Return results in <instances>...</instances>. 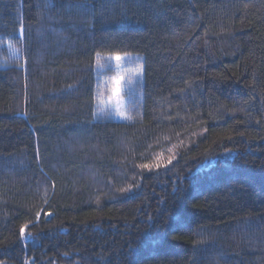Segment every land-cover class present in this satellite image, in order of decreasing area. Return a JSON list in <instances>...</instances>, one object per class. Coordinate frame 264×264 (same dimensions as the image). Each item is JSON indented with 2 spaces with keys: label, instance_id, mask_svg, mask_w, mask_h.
<instances>
[{
  "label": "trees",
  "instance_id": "obj_1",
  "mask_svg": "<svg viewBox=\"0 0 264 264\" xmlns=\"http://www.w3.org/2000/svg\"><path fill=\"white\" fill-rule=\"evenodd\" d=\"M0 264H264V0H0Z\"/></svg>",
  "mask_w": 264,
  "mask_h": 264
},
{
  "label": "rangeland",
  "instance_id": "obj_2",
  "mask_svg": "<svg viewBox=\"0 0 264 264\" xmlns=\"http://www.w3.org/2000/svg\"><path fill=\"white\" fill-rule=\"evenodd\" d=\"M116 54L103 56L96 63L98 86L96 94V116L107 119L127 120L129 118L128 108L132 101H139L141 97V86L143 78V62L141 55L137 53H122L121 61L115 60ZM141 56V57H140ZM139 69V71H137ZM114 77H122L120 83L121 101L120 111L124 115L117 114L113 105L100 102V94L104 97L110 93L111 81ZM100 109L104 111L101 112Z\"/></svg>",
  "mask_w": 264,
  "mask_h": 264
},
{
  "label": "snow or ice",
  "instance_id": "obj_3",
  "mask_svg": "<svg viewBox=\"0 0 264 264\" xmlns=\"http://www.w3.org/2000/svg\"><path fill=\"white\" fill-rule=\"evenodd\" d=\"M20 33L22 34L23 33V26H21V29H20ZM121 56L120 54H116L115 55V60L117 62L121 61ZM97 64H99V60H97ZM137 71H139V69H137ZM121 79L122 77H114L112 79V81L110 82L111 83V89H110V93L106 96V98L104 97V94L101 93L100 94V102L101 103H104V102H107L111 105H113V107L115 108L117 114L119 115H124L123 112L120 111V107H121V101H122V97L120 95V83H121ZM101 112H103L104 110L103 109H100ZM141 167H147L146 165H142ZM124 191V190H122ZM39 213H37V218H39ZM29 223H32L31 221H29ZM28 226V224H25V225H22L20 228H19V232L21 234V236L24 235L25 233V228Z\"/></svg>",
  "mask_w": 264,
  "mask_h": 264
}]
</instances>
